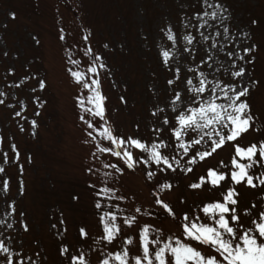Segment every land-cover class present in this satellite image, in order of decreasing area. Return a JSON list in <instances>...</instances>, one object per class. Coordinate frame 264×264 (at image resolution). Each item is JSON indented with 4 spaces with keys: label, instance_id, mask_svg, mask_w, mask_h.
Wrapping results in <instances>:
<instances>
[{
    "label": "snow or ice",
    "instance_id": "1",
    "mask_svg": "<svg viewBox=\"0 0 264 264\" xmlns=\"http://www.w3.org/2000/svg\"><path fill=\"white\" fill-rule=\"evenodd\" d=\"M186 3L178 20L164 21L153 37L165 76L162 90L149 85L154 103L149 108L147 135L141 132L140 123L128 133L109 118L103 81L113 73L104 54L90 42L91 30L82 29L79 41L64 49L65 71L77 86L74 101L83 126L82 142L89 147L84 171L93 178L87 187L100 229V234L90 237L88 227L81 225L77 243L62 240L59 254L66 264H264V204L253 200L242 206L238 191L264 189V113L254 109L251 89L257 81L249 68L258 46L247 44L248 32L233 28L224 0ZM9 16L15 19L16 13ZM69 35L59 29L60 41L67 42ZM33 78L36 74L23 80ZM111 87H117L114 80ZM46 88V78H38L31 90L37 117L47 101L35 93ZM7 96L0 90V105ZM119 100L127 104L124 95ZM16 104L19 110L15 105L9 107L20 117L27 104L19 99ZM30 125L34 135L37 120L31 119ZM249 134L252 139L245 141ZM3 142L0 136V145ZM226 147L230 150L227 161L220 158ZM10 150L11 160L18 161L15 143H10ZM214 157L215 164L195 172ZM0 158V174H4L0 198L5 205L0 218V264H44L39 252H30L17 239V229L28 232L30 225L26 213L18 210L17 201L9 195L8 152H0ZM19 169L22 172L23 166ZM131 173H139L149 184L150 198L142 200L139 194L124 189L123 178ZM190 174L195 178L186 188L207 191L209 196L189 202L179 195L173 200L170 193L178 186L177 175ZM23 191L21 179L19 192ZM79 199V195H71V200ZM260 200L264 201V193ZM143 217L152 222H141ZM164 220L174 227L166 228ZM59 225L51 228L63 237L68 228L62 211Z\"/></svg>",
    "mask_w": 264,
    "mask_h": 264
},
{
    "label": "rangeland",
    "instance_id": "2",
    "mask_svg": "<svg viewBox=\"0 0 264 264\" xmlns=\"http://www.w3.org/2000/svg\"><path fill=\"white\" fill-rule=\"evenodd\" d=\"M224 3L231 12L233 28L248 32L247 44L258 46L252 53L256 59L249 65L250 76L257 81L251 89V98L254 109L264 113V0H224ZM187 7L186 0H0V90L8 93L6 103L0 105V136L4 137L0 152H8L10 159L6 165V174L11 178L9 195L17 201L18 210L26 213L30 225L28 232L17 229V239L30 252H39L44 264H66L59 254V245L62 240L77 243L79 226L86 225L90 237L100 234L93 195L87 187V181L93 178L84 171L89 147L82 142L83 126L74 101L77 86L65 71L64 49L79 41L82 29L91 30L90 42L104 54L113 73L111 79L103 81L109 96V118L128 133L134 132L133 125L140 123L141 132L147 135L149 108L154 103L149 85L156 84L162 90L165 76L153 37L158 26L164 21L175 23L181 9ZM12 11L16 13L15 19L9 16ZM253 20L257 21L255 25ZM60 28L70 34L67 42L58 38ZM105 43L108 48L103 47ZM9 68L15 72L9 73ZM33 74L36 78L23 80ZM38 78H46L47 88L35 95L47 103L37 117L36 105L30 97ZM113 80L116 88L111 87ZM120 95L125 96L126 105L121 104ZM17 99L27 104L20 117L14 116L13 108L9 107L15 105V110H19ZM33 118L38 122L34 135L30 125ZM251 139L252 134L245 137V141ZM10 143L17 145L18 161L11 160ZM229 151L226 147L220 158L227 161ZM215 163L214 157L206 164L201 163L195 172L202 173L206 166ZM19 165L23 166L22 172ZM3 175L0 174V179ZM194 178V174L177 175L178 186L170 197L175 200L184 195L189 202L206 199L207 191L192 192L186 188ZM21 179L23 193L19 192ZM123 187L131 190L130 194H139L142 200L150 198L149 184L139 173L124 177ZM238 191L242 206L253 200L264 204L260 200L264 189L238 188ZM73 194L80 199L71 200ZM4 209L0 198V218ZM61 211L68 231L58 237L51 225L60 227ZM141 222L152 221L143 217ZM163 223L166 228L174 227L168 220Z\"/></svg>",
    "mask_w": 264,
    "mask_h": 264
}]
</instances>
